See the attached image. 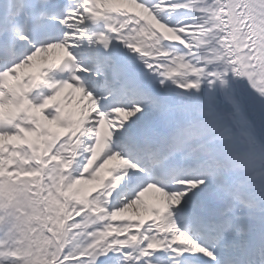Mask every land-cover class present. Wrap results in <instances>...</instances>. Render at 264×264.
<instances>
[{"label":"snow or ice","instance_id":"snow-or-ice-1","mask_svg":"<svg viewBox=\"0 0 264 264\" xmlns=\"http://www.w3.org/2000/svg\"><path fill=\"white\" fill-rule=\"evenodd\" d=\"M0 264H264V0H0Z\"/></svg>","mask_w":264,"mask_h":264}]
</instances>
